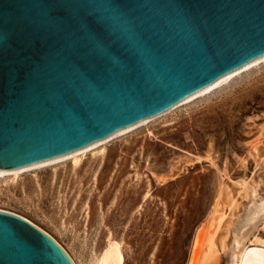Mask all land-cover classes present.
Masks as SVG:
<instances>
[{"label": "water", "instance_id": "obj_1", "mask_svg": "<svg viewBox=\"0 0 264 264\" xmlns=\"http://www.w3.org/2000/svg\"><path fill=\"white\" fill-rule=\"evenodd\" d=\"M264 57V0H0V174L85 150ZM0 264H76L0 209Z\"/></svg>", "mask_w": 264, "mask_h": 264}, {"label": "rangeland", "instance_id": "obj_2", "mask_svg": "<svg viewBox=\"0 0 264 264\" xmlns=\"http://www.w3.org/2000/svg\"><path fill=\"white\" fill-rule=\"evenodd\" d=\"M170 112L77 167L70 158L0 177V209L46 231L76 264H93L111 241L123 264H190L200 231L223 213L216 264H232L240 233V255L264 241V60ZM245 182L258 221L237 232L252 205Z\"/></svg>", "mask_w": 264, "mask_h": 264}, {"label": "bare ground", "instance_id": "obj_3", "mask_svg": "<svg viewBox=\"0 0 264 264\" xmlns=\"http://www.w3.org/2000/svg\"><path fill=\"white\" fill-rule=\"evenodd\" d=\"M262 60H264V57L259 58L255 61H253L252 63L248 64L247 66L241 68L240 70L234 72L233 74L229 75L228 77L222 79L221 81L217 82L216 84L210 86L209 88L205 89L204 91L198 93L197 95L193 96L192 98L178 104L176 107H174L173 109H171L170 111H173L174 109L178 108L179 106H182L183 104L199 97L202 96L204 94H206L207 92L211 91L212 89L216 88L217 86L221 85L222 83H225L227 80H229L230 78H232L233 76L239 74L240 72L247 70L248 68L260 63ZM170 111L160 115V116H164L166 114H168ZM171 113V112H170ZM157 117V118H160ZM156 119V118H153ZM148 119L146 121H143L129 129H126L112 137H109L85 150H82L80 152L74 153L72 155H69L67 157L64 158H60L48 163H44L41 165H37V166H33L30 168H26V169H22V170H18V171H14V172H9V173H2L0 174V177L4 176V175H12L14 177L18 176L19 173L22 172H26V171H30V170H35V169H39L45 166H49V165H53V164H57L59 162H63L67 159L72 158L74 161L75 166H79L82 163L83 160V156L88 152V151H92L94 149H97L99 146H102L103 144H106L108 142H110L111 140H113L114 138H117L129 131H132L140 126H143L144 124L150 122L153 120ZM100 152V150H99ZM242 192H244L246 194V196H248L251 199V207H249V211H248V217L242 221V223H237L234 224L235 230L237 232H240V230L244 227H251V225H256V222L258 221V217H256V198L254 196V194L256 192H254V187H252L248 182H245ZM238 201L235 200L234 203L236 204ZM261 209L263 211L264 214V201H263V205L261 206ZM225 218V214L221 213L215 216L214 221L217 220V223L211 224V227L209 228V230H201L198 237H197V242H196V247H195V251L193 254V258L190 264H216L219 261L220 258V254H219V249H218V243H217V236H218V231L220 229V226L223 222ZM244 237V233H240L239 238L236 241L235 244V251H234V257L232 259V264H264V241L260 240V239H256L253 242L256 243L253 246H248L243 250L242 255H240V249H241V242L242 239ZM225 244V241L222 243V245ZM200 248H203V250H201ZM167 259H165L166 261ZM124 263V256L122 254L121 251V245L120 243H118L117 241H111L107 248L105 249V251L102 253L101 257L98 258L93 264H123Z\"/></svg>", "mask_w": 264, "mask_h": 264}]
</instances>
